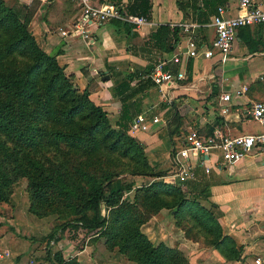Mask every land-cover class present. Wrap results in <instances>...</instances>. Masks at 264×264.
I'll list each match as a JSON object with an SVG mask.
<instances>
[{
  "label": "crops",
  "instance_id": "crops-1",
  "mask_svg": "<svg viewBox=\"0 0 264 264\" xmlns=\"http://www.w3.org/2000/svg\"><path fill=\"white\" fill-rule=\"evenodd\" d=\"M4 1L8 5L16 1L26 8L34 6L30 29L36 40H41L48 53L56 54L66 73L74 74L81 87L90 88L95 102L114 117L115 127L121 102L114 94V86L127 75L133 87L142 86L129 101L132 118L140 116L142 128L129 132L141 140L156 171H164L166 175L171 171L169 124L176 114L187 134L206 135L217 130L241 134L261 130V126L250 129L247 123L256 122L248 114L252 103L264 101V24L241 27L230 58L224 63H216L214 57L205 58L202 54L185 58V79L164 85L162 91L166 97L151 79L143 77L158 61L169 60L179 48L185 49L186 36L180 32L174 50L166 51L164 33L152 37L160 25L172 29L176 23L196 22L200 42L207 46L215 36L211 17L217 7L221 5L227 15H235L238 0H219L217 7L203 5L201 9L199 0H146L150 11L145 25H131L128 31H117L113 19L102 25L92 24L89 26L95 38L92 45L74 33V25L85 14L78 0ZM141 1L92 0V4L111 3L125 13H132L130 8ZM253 2L264 10V0ZM224 94L229 99H223ZM208 158L204 164H196L194 179L185 185L191 195L199 197L217 216L223 235L231 237L240 251V259L227 260L217 248L200 247L187 239L175 226L173 216L164 217L163 210L160 211L163 218L160 214L152 216L146 224L156 225L159 242L177 246L186 254H201L200 264H255L258 256L264 260V154L249 153L235 162H227L217 154ZM153 179L150 176L125 178L128 184L141 180L146 185ZM167 217L172 224L170 229L164 227ZM19 245L14 246L12 257H17L22 250L18 249ZM4 258L3 255L1 260ZM9 260L10 264L14 261Z\"/></svg>",
  "mask_w": 264,
  "mask_h": 264
},
{
  "label": "trees",
  "instance_id": "trees-1",
  "mask_svg": "<svg viewBox=\"0 0 264 264\" xmlns=\"http://www.w3.org/2000/svg\"><path fill=\"white\" fill-rule=\"evenodd\" d=\"M199 2L201 9L203 5L217 7L219 0ZM22 9L25 10L23 15L0 0V60L6 58L5 61L23 64L20 71H10L4 76L0 73V93L4 95L0 99V134L16 131L14 135L19 138L26 134L29 136L27 142L35 145V137L40 135L36 121L58 118L66 124L64 130H49L40 135L50 137L55 143H65L72 150H81L85 155V161L81 163L84 165L81 178L86 190L81 196L75 195L76 203L71 206L75 218L64 223L61 228L83 227L92 231V234H104L110 227L107 219L112 217L118 225L115 223L116 226H112L115 234L109 241L110 245H118L119 251L129 260L136 264H190L177 246L169 247L163 242L155 246L139 228L161 209H168L175 226L183 231L187 239L198 243L203 238L208 246L217 248L227 260H239L240 251L234 240L223 235L212 210L205 207L199 197L189 193V187L185 185L188 181L178 185L170 181L164 171H156L144 153L143 143L129 134V123L134 118L129 101L142 86L133 87L130 75L114 86L113 91L121 102V108L117 127L113 126L107 111L89 98L86 89L78 93L70 74L59 64L56 54H50L40 47L30 29L32 13L26 7ZM129 11L147 18L150 5L142 0ZM113 20L117 31L130 30V24L119 19ZM161 33L165 35V50H174L180 40V29L160 25L152 37H158ZM18 124H21V128ZM169 133L172 152L181 146V141L187 135L178 114L172 117ZM111 157L121 159L130 168L122 172L104 171L97 174L95 168L99 164L107 166ZM34 167L42 166L32 161L28 168L31 170ZM14 170L16 166L9 170L0 159V200L6 199L5 188L11 184L10 174ZM126 174L154 179L150 184L139 187H133V182L128 184L121 181L113 188L114 179ZM26 176L31 187L44 183L42 180L36 182L33 173ZM59 182L64 184L62 179ZM133 188L137 189V202L135 206H130L121 199L124 190ZM139 201L142 209L138 207ZM139 210H143L146 216ZM135 216L142 218L136 221ZM58 261V264H79L75 259L62 260L59 254Z\"/></svg>",
  "mask_w": 264,
  "mask_h": 264
},
{
  "label": "rangeland",
  "instance_id": "rangeland-1",
  "mask_svg": "<svg viewBox=\"0 0 264 264\" xmlns=\"http://www.w3.org/2000/svg\"><path fill=\"white\" fill-rule=\"evenodd\" d=\"M9 6L22 15L25 13V10L16 1ZM27 10L33 14L34 6L32 5ZM38 44L44 49L41 40L38 41ZM5 59L0 60L2 76L9 74L10 71L23 69L22 63L5 61ZM58 62L65 69L59 60ZM70 76L74 87L79 90L78 93L86 89L89 92V98L96 103L92 98L90 88L81 87L74 74H70ZM1 90L2 87H0ZM3 98V93H0V99ZM107 116L113 125L114 117H110L108 112ZM36 124L40 135L49 130H64L66 126L58 118H51L50 121H36ZM18 125L21 128V124ZM247 125L250 129L251 127L255 129L260 127L258 122H249ZM15 133L16 131H10L0 134V159L3 160V166L9 170L16 166V170L10 174L12 177L11 184L5 188L6 199L0 200V254L5 255V251L9 253L3 261L1 260V264H10L9 258L14 260L13 263L31 261L33 264H58V254L62 260L75 259L79 264H136L119 251L118 245H110L111 242L109 241L113 239L111 237L115 234L113 227L118 225L112 217L107 219L110 227L104 234H92V231L83 227L61 228L64 223L75 218L71 211L72 204L76 203L75 195L81 196L86 190L81 178V173L84 171V165L81 164L85 161L84 153L81 150L70 149L65 143H55L46 135H37L35 137L37 144L32 145L33 143L27 142L28 135L25 134L19 138L14 135ZM129 134L138 139L137 135L132 134V132ZM46 139L49 140L43 141ZM144 153L146 154V152ZM32 161L39 162L42 167H34L30 170L28 167ZM103 168L106 170H101ZM129 168L123 164L121 159L111 157L107 166L99 164L95 169L98 171L97 174H102L104 171L122 172ZM30 173H33L36 182L42 180L44 183L31 187L30 180L26 176ZM122 176L114 179L113 188H116L121 181L126 183V177L131 179V175ZM60 179L64 182L63 185L60 184ZM168 179L173 181L171 178ZM143 183L144 181L138 180L133 182V187L146 185ZM136 190L135 188L124 190L121 200L130 206H135L137 202ZM138 207L142 209L140 201ZM161 210H163L164 217L169 215L168 209ZM139 211L146 216L143 210ZM159 214L160 218H163L162 212L156 215L159 216ZM135 218L138 221L142 217L135 216ZM169 222L168 217L163 221L164 227L167 229L172 227ZM153 224V222L148 224L145 222L139 225V228L156 246L160 243L158 240L160 235L156 225L153 226ZM16 244H20L21 247L18 249L22 250L17 257H12ZM198 245L206 248L209 244L201 238ZM183 253L190 264H200L201 254L191 255L184 251Z\"/></svg>",
  "mask_w": 264,
  "mask_h": 264
},
{
  "label": "built area",
  "instance_id": "built-area-1",
  "mask_svg": "<svg viewBox=\"0 0 264 264\" xmlns=\"http://www.w3.org/2000/svg\"><path fill=\"white\" fill-rule=\"evenodd\" d=\"M84 7L85 14L79 23H76L74 33H79L88 45L95 42V38L89 30L92 24L102 25L111 19H119L135 27L145 25L147 18L144 15L123 12L120 7L106 3L102 5L92 4V0H78ZM235 15H227L223 6H218L216 13L211 17V24L215 30V36L210 45H202L198 35V24L187 21L176 23L180 32L186 36L185 49L179 48L169 60L162 59L152 67L151 71L145 74L144 78H149L161 89L164 85L184 80L185 64L187 57H198L203 55L205 58L214 57L216 63L226 62L232 53L236 35L241 27L255 24H264V10L256 5L253 0H238ZM172 66L176 67L172 69ZM223 99H229L228 94L222 95ZM251 119L258 122L261 130L256 133L230 134L221 130L214 131L207 135H198L194 132L187 134L181 146L170 152L169 159L171 171L167 174L168 178H173L178 185H183L187 181L194 179L195 166L197 163L204 164L207 159L204 155H221L227 162L242 160L249 153L255 155L264 154V101H254L248 111ZM142 128V119L135 116L130 122V130L135 132ZM192 158L197 160L192 162ZM8 251L0 254L1 258L8 256ZM255 264H264L262 257L255 258ZM12 264H33L31 261H20Z\"/></svg>",
  "mask_w": 264,
  "mask_h": 264
},
{
  "label": "water",
  "instance_id": "water-1",
  "mask_svg": "<svg viewBox=\"0 0 264 264\" xmlns=\"http://www.w3.org/2000/svg\"><path fill=\"white\" fill-rule=\"evenodd\" d=\"M106 79H108L109 78V76H107V77H105ZM204 158H208V156L207 155H204Z\"/></svg>",
  "mask_w": 264,
  "mask_h": 264
}]
</instances>
